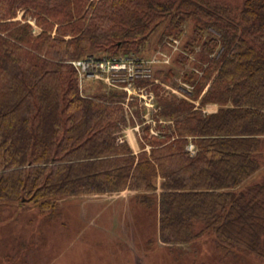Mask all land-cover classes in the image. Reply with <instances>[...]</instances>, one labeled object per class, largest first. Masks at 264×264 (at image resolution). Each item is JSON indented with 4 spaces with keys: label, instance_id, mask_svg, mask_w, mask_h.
<instances>
[{
    "label": "trees",
    "instance_id": "obj_1",
    "mask_svg": "<svg viewBox=\"0 0 264 264\" xmlns=\"http://www.w3.org/2000/svg\"><path fill=\"white\" fill-rule=\"evenodd\" d=\"M187 21L191 44L204 39L200 76H184L199 105L160 86L170 72L138 82L154 93L157 133L143 127L134 154L126 95L84 96L72 62L139 52L165 23L178 36ZM262 166L264 0H0V204L46 213L59 198L136 191L162 243L207 236L220 258L264 260V176L241 188Z\"/></svg>",
    "mask_w": 264,
    "mask_h": 264
},
{
    "label": "rangeland",
    "instance_id": "obj_2",
    "mask_svg": "<svg viewBox=\"0 0 264 264\" xmlns=\"http://www.w3.org/2000/svg\"><path fill=\"white\" fill-rule=\"evenodd\" d=\"M219 2L237 8L242 4V0ZM29 20L26 21L33 34L38 35L41 29L34 20ZM166 24L139 52H95L80 58L124 62L127 74L131 71L134 78L123 85L127 86L126 89L131 86L135 91L133 94L130 95L122 86L112 87L103 78L80 80L76 73L78 89L84 96L111 91L126 95L123 101L129 122L125 130H134L139 140L140 131L145 126L149 127V135L157 133L152 118L158 109L150 86H140L138 82L158 84L161 81L160 86L167 93L196 106L201 98L200 95L194 99L192 83L186 82L184 76L190 73L200 76L197 65L200 62V44L204 39L191 44L195 29L192 21L182 25L183 34L178 36H175L176 31L169 35L170 29ZM158 71L170 72L172 76L167 81L154 80ZM136 74L142 79L137 80ZM217 106L208 104L203 112L213 114ZM263 176L264 166L241 188L258 183ZM56 202L57 208L46 213L34 205L0 204V264H264L263 259L245 253L220 258L207 236L190 244L166 245L159 241L157 216L149 214L134 200L124 209L118 203L108 204L110 199L107 198L93 201L81 195L59 198Z\"/></svg>",
    "mask_w": 264,
    "mask_h": 264
},
{
    "label": "built area",
    "instance_id": "obj_3",
    "mask_svg": "<svg viewBox=\"0 0 264 264\" xmlns=\"http://www.w3.org/2000/svg\"><path fill=\"white\" fill-rule=\"evenodd\" d=\"M72 66L75 69V72L77 73L80 80L83 78H89V79L103 78L112 87L122 86L124 87V89H126L125 87L127 86L123 84H125V82L129 81L130 79L134 78V75L132 74L131 71H128L127 74L126 66L124 62L115 59L110 60V59H98L94 57H88L73 61ZM125 75H127L128 78H126ZM138 78L140 77L138 76L137 80ZM126 90L129 92L130 95L133 94L132 91L135 92L131 86L128 87V89ZM151 98H153L152 95ZM187 150L193 152L194 148L190 144L187 146Z\"/></svg>",
    "mask_w": 264,
    "mask_h": 264
},
{
    "label": "crops",
    "instance_id": "obj_4",
    "mask_svg": "<svg viewBox=\"0 0 264 264\" xmlns=\"http://www.w3.org/2000/svg\"><path fill=\"white\" fill-rule=\"evenodd\" d=\"M216 109L218 110V106ZM217 110L216 111L213 110L214 113L217 112ZM123 139L129 145L130 149L132 150V152L134 154H138L141 151L140 140H139L137 134L134 133V130L126 129L123 133ZM145 150L148 151L149 148L146 147ZM158 193H159V190H158ZM139 194L140 193L136 192V191L125 190V191L116 193L114 195L113 194H90V195H81V196H84L87 199H91L93 201H96L98 199L106 200V198H107V199H110V203H108V204L118 203L124 209L125 207L129 206V203L131 200L136 201V197Z\"/></svg>",
    "mask_w": 264,
    "mask_h": 264
}]
</instances>
